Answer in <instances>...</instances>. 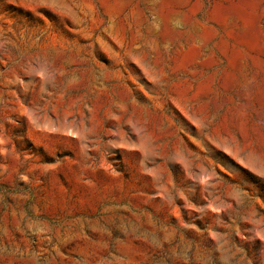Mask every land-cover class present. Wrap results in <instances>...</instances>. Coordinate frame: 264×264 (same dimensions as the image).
Returning a JSON list of instances; mask_svg holds the SVG:
<instances>
[{
  "label": "rangeland",
  "instance_id": "1",
  "mask_svg": "<svg viewBox=\"0 0 264 264\" xmlns=\"http://www.w3.org/2000/svg\"><path fill=\"white\" fill-rule=\"evenodd\" d=\"M0 264H264V0H0Z\"/></svg>",
  "mask_w": 264,
  "mask_h": 264
}]
</instances>
